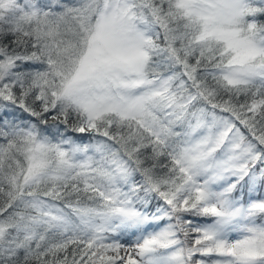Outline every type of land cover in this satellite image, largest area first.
Segmentation results:
<instances>
[{
    "label": "snow or ice",
    "instance_id": "1",
    "mask_svg": "<svg viewBox=\"0 0 264 264\" xmlns=\"http://www.w3.org/2000/svg\"><path fill=\"white\" fill-rule=\"evenodd\" d=\"M0 264H264V0H0Z\"/></svg>",
    "mask_w": 264,
    "mask_h": 264
},
{
    "label": "rangeland",
    "instance_id": "2",
    "mask_svg": "<svg viewBox=\"0 0 264 264\" xmlns=\"http://www.w3.org/2000/svg\"><path fill=\"white\" fill-rule=\"evenodd\" d=\"M121 242H123V243H127L128 241L125 239V240H122Z\"/></svg>",
    "mask_w": 264,
    "mask_h": 264
}]
</instances>
